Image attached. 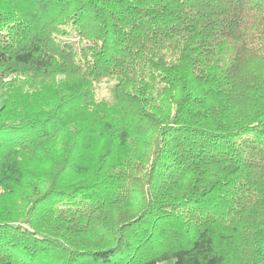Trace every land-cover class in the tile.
Masks as SVG:
<instances>
[{
	"label": "trees",
	"instance_id": "1",
	"mask_svg": "<svg viewBox=\"0 0 264 264\" xmlns=\"http://www.w3.org/2000/svg\"><path fill=\"white\" fill-rule=\"evenodd\" d=\"M169 261L264 264V0H0V264Z\"/></svg>",
	"mask_w": 264,
	"mask_h": 264
},
{
	"label": "rangeland",
	"instance_id": "2",
	"mask_svg": "<svg viewBox=\"0 0 264 264\" xmlns=\"http://www.w3.org/2000/svg\"><path fill=\"white\" fill-rule=\"evenodd\" d=\"M111 83L110 82H103L100 84V86L98 87V98L99 99H103L104 97H109L110 92H109V88H110ZM25 166L27 167H33V162L31 161H25ZM160 264H175L174 261H169V262H164V263H160Z\"/></svg>",
	"mask_w": 264,
	"mask_h": 264
}]
</instances>
